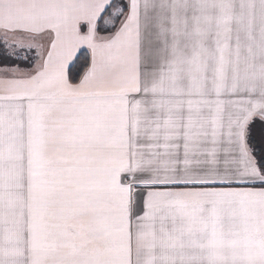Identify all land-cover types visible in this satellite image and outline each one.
<instances>
[{"label":"snow or ice","instance_id":"6c2138e0","mask_svg":"<svg viewBox=\"0 0 264 264\" xmlns=\"http://www.w3.org/2000/svg\"><path fill=\"white\" fill-rule=\"evenodd\" d=\"M0 264H264V0H0Z\"/></svg>","mask_w":264,"mask_h":264}]
</instances>
